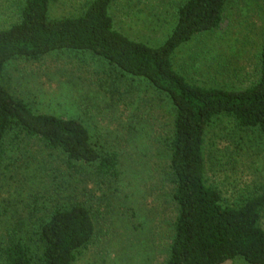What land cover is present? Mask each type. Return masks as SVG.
Masks as SVG:
<instances>
[{
    "label": "rangeland",
    "instance_id": "374dc122",
    "mask_svg": "<svg viewBox=\"0 0 264 264\" xmlns=\"http://www.w3.org/2000/svg\"><path fill=\"white\" fill-rule=\"evenodd\" d=\"M88 1L52 0L50 16L79 14ZM183 1L114 0L110 12L121 31L156 45L172 29ZM17 5L0 0V28L17 20ZM263 38L264 0H226L220 26L183 44L174 64L194 83L246 87L258 79ZM1 82L35 112L81 120L97 148L117 153L119 176L98 184L93 167L70 166L61 151L10 132L0 156V247L6 232L17 230L36 253L32 240L39 223L55 207L79 202L90 209L95 234L74 264H164L177 214L167 148L173 109L165 94L81 51L15 58L5 64ZM203 153L206 179L224 202L264 191V131L215 117ZM260 223L264 228V211ZM224 264L249 263L237 258Z\"/></svg>",
    "mask_w": 264,
    "mask_h": 264
},
{
    "label": "trees",
    "instance_id": "16d2710c",
    "mask_svg": "<svg viewBox=\"0 0 264 264\" xmlns=\"http://www.w3.org/2000/svg\"><path fill=\"white\" fill-rule=\"evenodd\" d=\"M52 0H18V18L0 28V156L12 131L61 151L70 166L93 167L98 184L117 179V153L97 148L83 122L35 112L1 82L5 64L18 57L37 60L51 52H89L122 75L146 80L171 101L173 130L167 141L172 198L177 206L164 264H224L240 258L264 264V191L224 202L205 175L203 144L210 122L225 116L238 128L264 131V38L258 79L246 87L191 82L174 64V55L197 34L222 22L226 0H184L176 21L156 45L135 39L117 26L114 0H90L81 13L52 18ZM7 231L0 252L4 264H74L95 234L90 209L79 202L55 207L34 232L32 243Z\"/></svg>",
    "mask_w": 264,
    "mask_h": 264
}]
</instances>
